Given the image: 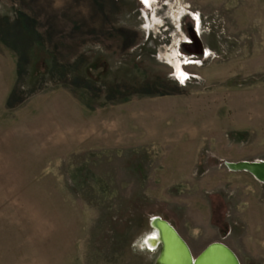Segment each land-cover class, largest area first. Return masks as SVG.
<instances>
[{
	"label": "rangeland",
	"instance_id": "rangeland-1",
	"mask_svg": "<svg viewBox=\"0 0 264 264\" xmlns=\"http://www.w3.org/2000/svg\"><path fill=\"white\" fill-rule=\"evenodd\" d=\"M258 161L264 0H0V264H157L155 217L264 264Z\"/></svg>",
	"mask_w": 264,
	"mask_h": 264
},
{
	"label": "water",
	"instance_id": "water-1",
	"mask_svg": "<svg viewBox=\"0 0 264 264\" xmlns=\"http://www.w3.org/2000/svg\"><path fill=\"white\" fill-rule=\"evenodd\" d=\"M193 40V35L191 36ZM187 46L185 45V48ZM187 49V48H186ZM189 54L195 55L187 49ZM238 164L240 167L233 168L227 163L226 167L232 172H246L245 165H249V174L258 173L263 176L264 183V161ZM255 176V175H254ZM155 217L151 221L152 228L157 232L161 251L157 258V264H241L235 253L223 242L209 244L199 255L194 256L183 238L165 220L157 223ZM161 219V218H160Z\"/></svg>",
	"mask_w": 264,
	"mask_h": 264
},
{
	"label": "flooded vegetation",
	"instance_id": "flooded-vegetation-1",
	"mask_svg": "<svg viewBox=\"0 0 264 264\" xmlns=\"http://www.w3.org/2000/svg\"><path fill=\"white\" fill-rule=\"evenodd\" d=\"M144 2L146 3V4H149V6H150V3L152 2V0H144ZM193 40H192V38H190V39H186L185 37V39L182 41V40H180L178 43H177V46L181 43V42H184L185 44H186V48L189 50V51H191L192 53H194L195 55H197V54H199V53H201L202 51H203V48H202V43L200 42V40H199V32L197 31V29L193 32ZM198 41V42H197ZM180 57H181V55H180V52L177 50V48H175V50H174V57H173V59L177 62L176 63V68H177V70H175V72H176V75L179 77V78H181V79H183L184 80V78H183V76H182V71L180 70V68L182 69V62H181V60H180ZM184 74V73H183Z\"/></svg>",
	"mask_w": 264,
	"mask_h": 264
},
{
	"label": "bare ground",
	"instance_id": "bare-ground-1",
	"mask_svg": "<svg viewBox=\"0 0 264 264\" xmlns=\"http://www.w3.org/2000/svg\"><path fill=\"white\" fill-rule=\"evenodd\" d=\"M198 42V41H197ZM174 63V62H173ZM177 62L175 61V64H176ZM182 76H183V78H184V74L182 73ZM247 163H251V162H246L245 164H247ZM238 164L239 163H232V164H230L233 168H235V167H237L238 166ZM240 164H243V162H241ZM248 166H250V164L248 165ZM247 165H245V170L247 171V173H249V167H248ZM238 167H240V166H238ZM251 175V174H250ZM255 175V176H254ZM252 176L257 180V181H259V182H263V176H261L260 174H258V173H256L255 172V174H252ZM162 219H160V218H158L157 219V223H162ZM140 246H141V244H140ZM158 246V240H155V239H152L151 240V247L152 248H156ZM147 250V249H146ZM150 253V252H149Z\"/></svg>",
	"mask_w": 264,
	"mask_h": 264
}]
</instances>
